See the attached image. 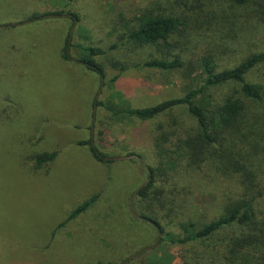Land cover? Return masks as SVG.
I'll return each mask as SVG.
<instances>
[{
    "label": "rangeland",
    "instance_id": "374dc122",
    "mask_svg": "<svg viewBox=\"0 0 264 264\" xmlns=\"http://www.w3.org/2000/svg\"><path fill=\"white\" fill-rule=\"evenodd\" d=\"M149 2L0 0V264H190L196 261L195 252L203 250L201 241L171 243L166 234L181 236L178 222L199 225L218 216L221 193L232 183L214 176L184 183L173 213L168 208L150 213L160 232L139 217L135 199L137 188L148 180L147 166L156 161L148 131L164 118L116 117L105 106L145 107L184 95L201 83L204 49L220 67L264 50V19L246 17L243 24H231L223 17L210 31L202 24V47L191 48V64L182 70L164 77L145 68L119 73L107 67L102 84L96 73L76 62L77 46L123 43L126 22L120 18L131 19ZM160 2L169 11L185 9L180 0ZM201 2L208 6L207 0ZM186 4L195 5L191 0ZM59 10L60 16L30 20ZM70 28L73 61L61 57ZM122 49L121 44L109 53L118 55ZM158 56L155 46L131 53L132 59ZM248 77L264 83V63ZM95 95L102 105L95 107L93 118ZM173 115L186 117L182 109ZM87 139L108 157L134 152L142 160L101 163L80 143ZM44 151L57 152L47 173L32 168L31 158ZM96 192V202L68 219Z\"/></svg>",
    "mask_w": 264,
    "mask_h": 264
},
{
    "label": "trees",
    "instance_id": "16d2710c",
    "mask_svg": "<svg viewBox=\"0 0 264 264\" xmlns=\"http://www.w3.org/2000/svg\"><path fill=\"white\" fill-rule=\"evenodd\" d=\"M180 1L185 9L176 12L161 7L160 0H150L131 19L120 18L126 22L123 43L114 42L107 48L97 44L78 45L80 52L76 59L70 53V28L61 57L75 59L96 73L102 84L107 67L119 73L145 68L166 77L191 64L187 53L191 48L202 47V30H199L202 24L210 31L218 28L219 18L223 17L230 18L231 24H243L246 17L264 19V0H207L206 7L201 0H191L195 5L190 6L186 4L188 0ZM60 14V10L40 13L30 20ZM72 16L73 21H77L76 14ZM121 44L124 49L118 55L109 53ZM152 46L159 51L158 57L132 59L131 53ZM105 54L108 57L102 63L97 60ZM262 63L264 50L250 53L232 67H220L204 49L200 57L201 83L189 88L184 95L145 107L105 106L116 117L142 121L164 118L148 131L156 161L153 165L147 164L148 180L137 188L135 199L140 207L139 217L158 227L160 232L163 229L150 213L165 208L173 213L184 183L193 185L209 176L226 178L232 183L221 193L223 202L218 216L199 225L178 222L182 235L166 234L171 243L201 241L204 248L195 252L196 261L190 264H264V83L248 77L253 68ZM117 77L118 74L112 79ZM99 105L102 102L95 95L91 117L94 118L95 107ZM179 109L186 117L173 115ZM80 143L88 145L96 161H113L92 139ZM56 156V151H44L31 159L36 167H48ZM99 196L100 192H96L80 202L68 219L90 207ZM220 233V240L213 239Z\"/></svg>",
    "mask_w": 264,
    "mask_h": 264
},
{
    "label": "water",
    "instance_id": "95a60500",
    "mask_svg": "<svg viewBox=\"0 0 264 264\" xmlns=\"http://www.w3.org/2000/svg\"><path fill=\"white\" fill-rule=\"evenodd\" d=\"M71 35H72V29L70 30L69 40L71 38ZM129 158H137L138 160H141L140 156L137 154L117 156V157H112L111 159L117 160V159H129Z\"/></svg>",
    "mask_w": 264,
    "mask_h": 264
},
{
    "label": "crops",
    "instance_id": "0c3cea01",
    "mask_svg": "<svg viewBox=\"0 0 264 264\" xmlns=\"http://www.w3.org/2000/svg\"><path fill=\"white\" fill-rule=\"evenodd\" d=\"M32 168H34L33 170H39V171H43V172L47 173V167L46 166L44 168H41V169H43V170H41L39 167H36L35 164L33 163Z\"/></svg>",
    "mask_w": 264,
    "mask_h": 264
}]
</instances>
